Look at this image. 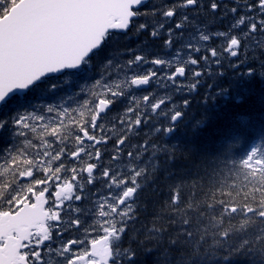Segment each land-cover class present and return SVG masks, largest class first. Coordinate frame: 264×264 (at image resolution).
Listing matches in <instances>:
<instances>
[{
	"label": "snow or ice",
	"instance_id": "1",
	"mask_svg": "<svg viewBox=\"0 0 264 264\" xmlns=\"http://www.w3.org/2000/svg\"><path fill=\"white\" fill-rule=\"evenodd\" d=\"M255 76L264 0H0V264H166L139 161Z\"/></svg>",
	"mask_w": 264,
	"mask_h": 264
},
{
	"label": "trees",
	"instance_id": "2",
	"mask_svg": "<svg viewBox=\"0 0 264 264\" xmlns=\"http://www.w3.org/2000/svg\"><path fill=\"white\" fill-rule=\"evenodd\" d=\"M222 84L227 94L194 102L193 115L155 138L160 151L139 161L147 174L136 227L153 229L166 264H264V78ZM138 264L156 262L140 252Z\"/></svg>",
	"mask_w": 264,
	"mask_h": 264
}]
</instances>
